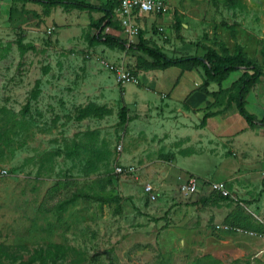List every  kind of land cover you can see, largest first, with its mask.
I'll list each match as a JSON object with an SVG mask.
<instances>
[{
  "label": "rangeland",
  "instance_id": "rangeland-1",
  "mask_svg": "<svg viewBox=\"0 0 264 264\" xmlns=\"http://www.w3.org/2000/svg\"><path fill=\"white\" fill-rule=\"evenodd\" d=\"M10 1L11 17L0 25V135L8 145L0 141V264H264V168L196 134L216 99L200 114L183 98L154 93L150 78L168 83L177 73L152 67L140 52L91 42L102 13ZM237 3L170 0L167 21L163 13L140 15L133 27L170 58L241 50L260 68L263 86L264 0ZM145 19L152 24L141 30ZM124 31L114 17L102 34L137 42ZM17 41L33 49L21 54ZM109 66L137 82H119ZM88 104L110 115L77 121ZM122 110L129 121L118 126ZM73 148L72 158L55 155ZM117 161L135 172L115 176ZM188 175L224 181L229 198L208 190L200 200L181 196ZM53 245L65 252L46 256Z\"/></svg>",
  "mask_w": 264,
  "mask_h": 264
},
{
  "label": "trees",
  "instance_id": "trees-1",
  "mask_svg": "<svg viewBox=\"0 0 264 264\" xmlns=\"http://www.w3.org/2000/svg\"><path fill=\"white\" fill-rule=\"evenodd\" d=\"M24 3L41 5L45 8H56L61 7L66 10H79L87 12H101L103 17L93 23V27L96 32L92 37L91 42L102 43L109 46L118 47L121 50H128L133 52H140L147 57H149L153 62L151 63L152 67L167 69L169 67L180 66L184 70L200 68L203 71L204 81L199 88V91L208 94L207 87L210 83H215L218 85L219 90L216 93L210 94L213 99H216V104L211 105V107L219 108L216 111L206 112L200 123L195 128H204L208 118L213 116L222 115L227 112L232 106L235 107L238 114L247 122V124L253 128L257 125L264 127V119L258 120L253 115L249 114L245 109V100L249 92L258 82L259 78L262 76L260 68L254 63V61L246 59L243 56L241 50H238L236 55L228 54H219L217 51L206 48L202 56H187L180 58H170L164 54L159 48L148 44V42L143 38L142 33H138V40L136 43L127 44L120 38L111 35H103L102 32L105 28L111 27L113 25L114 11L117 7V3L114 1L112 4L106 6H95L83 1L77 0H16ZM228 6L232 9L238 8L239 4L237 0H226ZM11 17V11H10ZM180 27L179 23H175L174 29L178 30ZM18 50L21 54L26 53L29 50H32L33 47L30 45H24L21 41L16 43ZM8 51V49H6ZM226 53V52H225ZM242 69L244 70L240 79H238L228 90H222V82L225 81L229 74ZM225 100V104L222 103V100ZM207 107V109H211ZM110 112L103 107H97L94 104H88L83 108L78 109L76 112L75 119L77 121H82L87 118H98L102 119L105 116H109ZM119 122L118 126H123L126 124L129 119L126 116L125 110H122L119 113ZM1 145H7L4 139L1 138ZM23 144V143H22ZM19 145V147L22 146ZM8 146V145H7ZM76 148V144L74 145ZM71 149L65 151L58 150L55 152V155H64L66 158H72L75 153H78L76 149ZM16 150V148L11 149V153ZM91 153L96 156V151H91ZM91 154V155H92ZM105 156H97L96 161H100ZM87 168L89 172H94L97 164L91 160H87ZM219 199L226 200L227 198H222L217 196ZM53 251H47L46 256L57 255L65 252V249H62V246L53 245ZM42 252H39L41 254Z\"/></svg>",
  "mask_w": 264,
  "mask_h": 264
},
{
  "label": "crops",
  "instance_id": "crops-1",
  "mask_svg": "<svg viewBox=\"0 0 264 264\" xmlns=\"http://www.w3.org/2000/svg\"><path fill=\"white\" fill-rule=\"evenodd\" d=\"M168 3L170 5V0H167V4ZM10 7H11L10 0H0V15L2 16V18H0V25H2L4 21H9ZM165 10L167 11V9ZM138 16L140 15H135L133 17V24L136 23V19L138 18ZM150 16L154 17L157 15H150ZM168 18H169V14L167 11L166 13H163L161 19L162 21H167ZM151 24L152 23L148 22V20L145 19L144 22L140 23L141 30H144L145 27L149 29ZM159 29L162 28L156 27V31L158 32V34L163 32V29L162 31H159ZM144 39L146 40V37ZM167 70L169 72H172L171 74L177 73V76H174L173 82L170 81L168 82L169 84L164 80L159 83V81L150 78L149 83H151V85L153 86L154 93L158 95L163 94L166 97H169L170 99L183 98L186 100V105H188L190 109L198 111L196 113H200L204 107L213 103V98L210 96V94L216 93L219 90V87L215 83H210L209 86L207 87L208 94L199 91V88L201 87L204 81L203 71L200 68H196L194 70H188V69L183 70L174 66L165 69V71ZM242 74L243 71L240 69L230 73L228 78L222 82L221 89L228 90L229 88H231V86L238 79L241 78ZM230 75L231 76L233 75L231 79H230ZM176 77H179L177 79L178 82L176 80ZM212 85H216V87L214 89H211ZM256 86L257 87L252 88V90L249 92V94L246 97L245 109L249 114L253 115L258 120H262L264 118V85L262 86V84L260 85L257 83ZM253 95L254 98L255 97L256 98L250 101L249 99ZM248 100H249V106H248ZM233 108L235 107L232 106L227 112H225L222 115H217L208 118L206 122V126L204 128L198 129L196 134L202 137V140L206 143L208 147L210 143L213 141L214 142L223 141L224 144H226L227 148L228 146L230 147L231 151L233 152L237 151L238 153H247L248 156L253 158V162H252L253 164L254 163L258 165L260 164L262 165V168H264V127L257 125L251 128L247 124V122ZM210 111H213V109L211 108ZM182 117L189 118V115L184 113ZM197 122L198 119H196V123ZM192 155H196V154H192ZM205 155L206 153L201 157H205ZM239 165L242 166L241 164ZM204 192L206 193V191L200 192L197 196L193 198H196L195 200H200L202 198H207L211 196L210 194L204 196L200 195L201 193Z\"/></svg>",
  "mask_w": 264,
  "mask_h": 264
},
{
  "label": "built area",
  "instance_id": "built-area-1",
  "mask_svg": "<svg viewBox=\"0 0 264 264\" xmlns=\"http://www.w3.org/2000/svg\"><path fill=\"white\" fill-rule=\"evenodd\" d=\"M117 3V7L114 11V15L117 18L120 25L125 29L124 34L128 39L136 38L138 35V29L133 27V17L135 15H161L164 13L167 0H114ZM162 31V29H159ZM110 70L114 71L118 77V81L122 83H136L135 77L124 70L116 69L113 66H109ZM117 152L121 151V145H117ZM135 172L132 166H123L118 161L113 166V174L115 176H127L132 175ZM208 190L211 194L220 196L222 198H229L230 193L224 182L206 183L198 180L192 175H188L184 180L180 179L178 184V193L184 197L196 196L200 192ZM144 191L151 194L152 187L146 186ZM264 240V234L260 236Z\"/></svg>",
  "mask_w": 264,
  "mask_h": 264
}]
</instances>
